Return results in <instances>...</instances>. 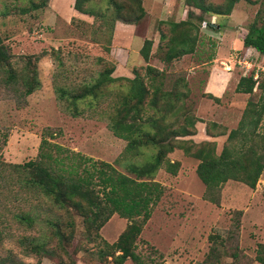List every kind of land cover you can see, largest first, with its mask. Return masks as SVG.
Returning a JSON list of instances; mask_svg holds the SVG:
<instances>
[{"label":"rangeland","instance_id":"1","mask_svg":"<svg viewBox=\"0 0 264 264\" xmlns=\"http://www.w3.org/2000/svg\"><path fill=\"white\" fill-rule=\"evenodd\" d=\"M47 1L0 0V40L10 56L11 66L19 71L26 65L38 81V87L26 97L17 90L19 84L8 87L0 84V264H57L58 260L65 264H110L109 258L107 261L98 258L95 243L88 240L83 214L70 207L45 209L43 201L20 189L21 171L15 172L7 167L8 164L22 165L35 160L41 137L91 162L109 164L118 173L131 178L133 176L125 166L130 161L146 162L154 154L150 148H140L137 157L124 159L120 155L125 142L114 137L107 128L106 114L115 103L116 94L125 92L124 82L95 91L93 94L97 99L94 106L88 107L85 102L77 101L76 114H72L71 97L85 86L94 84L98 75L111 64V58L107 57L114 17L111 8L107 9L103 0H91L89 7L97 16L62 22L51 20L44 12ZM250 2L253 4L243 1L236 4L235 13L238 16L246 14L236 23L231 19L229 22L227 17H217L220 21H212L215 15H205V26L201 25L202 22L198 26L194 53L165 65L158 59L165 49L164 43H159L158 31H167L161 22L185 19L184 10L187 8L183 0H171L166 17H158L156 13L149 12L148 2L143 0L147 15L137 22L136 32L142 35L144 30H148L149 39L156 32L157 36L147 62L137 66L135 72L146 82L145 66L162 71V78L156 79L162 90H169L174 80L185 81L189 93L183 103L187 114L197 120L193 135L196 144L203 142L200 140L206 124L210 134H226L236 127L247 99V96L234 95L233 88L237 76L245 70L243 62L251 63L248 70L252 66L254 72L264 71V59L255 55L245 58L244 54L231 51L228 57L234 61L226 62V65L230 66L233 74L225 97L215 103L202 93L212 67L218 64L217 67L221 65L226 70L224 61L211 62L220 37L214 34V30L207 29V23L215 28L218 22L221 30H230L235 42H241L256 11L264 4V0ZM30 3L42 4L43 7L20 14V10L28 8ZM205 3L221 10L225 0H205ZM159 46L160 50H157ZM56 87L63 89L62 95L55 91ZM179 90L183 91V88ZM258 94L256 92V96ZM256 99L254 97L253 101ZM167 118L173 120L169 115ZM258 131L264 132V113ZM191 137L184 139L191 140ZM225 137L218 136L213 141L216 153H219ZM118 158L119 163L115 164ZM166 158L178 162L179 167L174 176L165 173L163 168L153 175L152 181L163 188V194L142 226L134 252L145 263L152 259L164 264H209L205 259L209 248L214 246L217 260L211 261L212 264H258L254 260L255 249L257 244L264 245V166L253 190L228 181L222 186L219 203L215 206L202 198L204 188L194 172L196 160L184 156L178 149L167 154ZM20 210L38 215L31 229L12 219L13 214ZM52 218H57L60 230L72 237L69 242L61 243L68 256L58 247L52 228L45 224ZM125 225L124 219L112 215L99 230V236L110 244ZM209 236L216 238L214 244L209 242ZM19 239H23L22 245L18 243ZM31 243L43 244L58 255L47 258L28 254L26 247ZM123 264L133 263L126 260Z\"/></svg>","mask_w":264,"mask_h":264},{"label":"trees","instance_id":"2","mask_svg":"<svg viewBox=\"0 0 264 264\" xmlns=\"http://www.w3.org/2000/svg\"><path fill=\"white\" fill-rule=\"evenodd\" d=\"M103 1L106 8L112 10L113 23L118 21L124 24H137L145 16L141 0ZM239 1L253 4L250 0H225L219 10L211 8L205 0H183L187 8L185 19L178 22H161L166 25L167 31L166 33L158 31L159 43H164L165 48L158 59L169 65L172 61L194 53L198 26L204 22L205 15L226 17ZM90 2L91 0H74L72 9L79 14L95 17L97 15L89 7ZM41 7L42 4L30 3L28 8L20 10V14ZM73 19L71 18V21ZM206 27L215 30L208 23ZM241 43L243 48L253 49L259 56L264 57V4L256 11L253 20L247 26ZM151 45V41L144 40L139 50V55L145 63L149 58ZM157 50H160V46ZM144 69L146 82L135 71L131 79L111 78L113 66L110 64L108 69L98 75L94 84L85 86L80 93L71 97L72 114L75 115L77 101L85 102L88 107L94 106L97 99L93 94L95 91H101V88L118 82L126 84L125 92L116 94L115 103L106 114L107 128L114 137L125 142L120 155L124 159L137 157L140 148H150L154 151L148 161L140 163L130 161L125 166L133 178L118 173L109 164L91 162L78 153L47 141L44 137L39 140L35 160L22 165H7L15 172L21 171L23 175L21 174L22 177L18 181L20 189L31 193L38 201H43L45 209L70 207L83 214L88 240L95 243L98 258L103 261L109 258L110 264H123L126 260L133 264H164L162 261L155 262L152 259L145 263L134 250L142 226L149 219L152 208L163 194V188L152 181L153 175L158 169L163 168L165 173L174 176L179 167L178 162L166 158L174 149L181 150L184 156L197 161L194 172L204 188L202 198L215 206L219 203L222 186L228 181L240 183L253 190L264 166V132L258 131L264 113V71L254 72L252 68L238 79L234 92L246 95L247 99L241 118L234 129L226 134H210L208 124L205 125L208 137L226 136L219 153H216L213 141L196 144L192 140L184 139L194 135V125L197 122L194 116L187 114L183 103L189 93L185 81L174 80L169 90H162L156 84V79L159 76L162 78L163 72L150 66H145ZM0 84L6 87L19 84L17 90L24 97L38 87L35 73L29 71L26 65L19 71L13 69L10 56L1 40ZM181 87L183 91L179 90ZM55 91L62 95L63 89L56 87ZM256 92L259 93L257 96ZM207 97L218 101L209 95ZM254 97H257L256 101H253ZM88 98L90 100H87ZM147 111H150V114H146ZM168 115L173 117L172 121L168 120ZM119 159L114 163H119ZM262 196L264 197V188ZM40 205L38 203V207ZM112 215L124 219L126 225L115 241L109 244L99 236V230ZM37 216L30 211L20 210L13 214L12 219L17 224L31 229ZM45 224L52 228V235L58 247L68 256L61 243L69 242L71 235L60 230L57 218L46 220ZM65 226L68 224L65 223ZM215 239L214 236L208 238L212 244ZM22 240L17 241L21 244ZM26 250L28 254L37 257L56 258L58 255L55 250L46 248L43 244L31 243ZM208 251L209 255L205 261L212 264L211 261L217 260L214 256V246ZM232 257L236 258L235 254H232ZM254 260L258 264H264L263 244H257ZM57 264L65 262L58 260Z\"/></svg>","mask_w":264,"mask_h":264},{"label":"crops","instance_id":"3","mask_svg":"<svg viewBox=\"0 0 264 264\" xmlns=\"http://www.w3.org/2000/svg\"><path fill=\"white\" fill-rule=\"evenodd\" d=\"M142 1V7H143V0ZM148 2V8L149 12H152L153 14L156 13L155 16H161L166 17L168 11H169V2L171 0H146ZM74 0H48L44 12L47 14V16L52 20H59L62 22H66L70 20L71 18H77L81 20H85L86 16L79 14L75 12L72 9ZM235 7L231 10L230 14L227 17L228 21L233 20L234 23L239 20V18L244 17V14H241L238 16V14L235 13ZM144 9V8H143ZM145 16L147 15V12L145 11ZM186 13V10H184ZM172 13V12H171ZM144 16V17H145ZM143 17V18H144ZM222 16H216L215 21H220L219 18ZM161 20V19H160ZM180 20H184V18H180ZM179 20V21H180ZM216 29L213 31L214 34L218 35L220 37L219 43L215 47V57L211 60L213 63H223L225 62V68L224 70L221 65L217 67L216 64L215 67H212L210 70L208 77L206 78L202 93L207 97L208 95L211 96V98H215L218 101H214L215 103L221 102V100L225 97L226 87L229 84V81L231 79V76L233 74V71L230 70V66L226 65L230 64L233 59H229L228 54L231 51H238L240 54H244V57L247 58L249 55H255V57H259L260 59H264V57L259 56L253 49L250 48H243L241 42H235L234 34L230 30H221V24L217 22V25L215 27ZM137 26L136 24H124L118 21H115L111 28V35L109 37V44L107 45V57L111 58V64L113 66V70L110 74L111 78H128L131 79L133 77V71H135L137 66H141L144 63V61L141 59L139 55V50L142 47L143 41L148 40L152 42L151 47L153 48L156 43V36L151 35V39L147 36V31L144 30V33L142 35H138L136 32ZM139 40V42H138ZM136 42H138V45H136ZM221 53V54H220ZM243 64H245V70L240 73V75L237 76V80L233 86L235 88V85L238 81V79L241 76H245L246 73L252 69L249 68L250 66L249 61H244ZM258 67V64L256 65ZM263 67H261L262 69ZM229 69V70H228ZM258 70H255L257 72ZM234 95L240 97V96H246L244 94H238L234 93ZM208 98V97H207ZM234 98V96H233ZM210 99V98H209ZM232 99V98H230ZM213 101V99H210ZM194 136L191 137L192 142H194ZM203 138L200 141H216L217 139L208 137L205 133V126L203 131ZM196 143V142H194Z\"/></svg>","mask_w":264,"mask_h":264},{"label":"built area","instance_id":"4","mask_svg":"<svg viewBox=\"0 0 264 264\" xmlns=\"http://www.w3.org/2000/svg\"><path fill=\"white\" fill-rule=\"evenodd\" d=\"M201 25H204L205 26V22H202V24Z\"/></svg>","mask_w":264,"mask_h":264},{"label":"water","instance_id":"5","mask_svg":"<svg viewBox=\"0 0 264 264\" xmlns=\"http://www.w3.org/2000/svg\"><path fill=\"white\" fill-rule=\"evenodd\" d=\"M214 20V18H212V21Z\"/></svg>","mask_w":264,"mask_h":264}]
</instances>
